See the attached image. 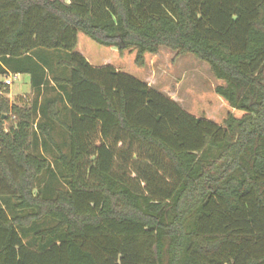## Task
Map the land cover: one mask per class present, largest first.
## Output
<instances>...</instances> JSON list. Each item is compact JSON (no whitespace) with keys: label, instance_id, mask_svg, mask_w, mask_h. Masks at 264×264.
<instances>
[{"label":"trees","instance_id":"trees-1","mask_svg":"<svg viewBox=\"0 0 264 264\" xmlns=\"http://www.w3.org/2000/svg\"><path fill=\"white\" fill-rule=\"evenodd\" d=\"M80 34L194 56L243 117L91 65ZM0 79V264H264V0H0Z\"/></svg>","mask_w":264,"mask_h":264},{"label":"rangeland","instance_id":"rangeland-1","mask_svg":"<svg viewBox=\"0 0 264 264\" xmlns=\"http://www.w3.org/2000/svg\"><path fill=\"white\" fill-rule=\"evenodd\" d=\"M62 1L69 3V0ZM77 51L96 67L111 65L147 83L197 118L223 125L230 115L236 118L244 115L216 94V88L225 86V83L215 78L208 64L192 55L178 56L176 52L163 48L158 55H147L145 66L139 67L135 62L136 52L126 51L121 55L117 49L102 47L82 34L79 35ZM34 98L30 77L20 75L10 87L8 99L19 105L21 101L33 103Z\"/></svg>","mask_w":264,"mask_h":264},{"label":"built area","instance_id":"built-area-1","mask_svg":"<svg viewBox=\"0 0 264 264\" xmlns=\"http://www.w3.org/2000/svg\"><path fill=\"white\" fill-rule=\"evenodd\" d=\"M20 75L17 74H9L7 77L4 79V83L8 86L11 87L14 84V81L19 79Z\"/></svg>","mask_w":264,"mask_h":264},{"label":"crops","instance_id":"crops-1","mask_svg":"<svg viewBox=\"0 0 264 264\" xmlns=\"http://www.w3.org/2000/svg\"><path fill=\"white\" fill-rule=\"evenodd\" d=\"M83 56H84V54H83ZM86 57V56H85ZM87 58V57H86ZM87 60L90 62V64L91 65H93V63L87 58ZM93 66H95V65H93ZM96 67V66H95ZM101 67H103V66H101Z\"/></svg>","mask_w":264,"mask_h":264}]
</instances>
